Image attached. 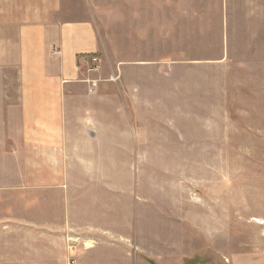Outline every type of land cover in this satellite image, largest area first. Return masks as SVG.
<instances>
[{
    "label": "rangeland",
    "instance_id": "374dc122",
    "mask_svg": "<svg viewBox=\"0 0 264 264\" xmlns=\"http://www.w3.org/2000/svg\"><path fill=\"white\" fill-rule=\"evenodd\" d=\"M57 2L93 31L74 106L104 145L43 182L2 145L0 264H264V0Z\"/></svg>",
    "mask_w": 264,
    "mask_h": 264
},
{
    "label": "crops",
    "instance_id": "0c3cea01",
    "mask_svg": "<svg viewBox=\"0 0 264 264\" xmlns=\"http://www.w3.org/2000/svg\"><path fill=\"white\" fill-rule=\"evenodd\" d=\"M57 11V0L36 3L0 0V69L12 74L17 82L16 88L12 87L13 92L0 86V151H4L2 145H22L24 159L25 154L31 152L30 148L36 150L32 153L35 155L32 162H22L21 158L18 161L21 175L23 166V172H27L31 164L41 168L43 165L57 167L47 174L44 169H36L34 182L67 180V170L60 168L71 162V156H63L65 145H104L102 133H93L84 121L79 123V111L76 112L77 108H82L80 104L85 97L79 91L85 85L79 82L83 77L78 57L91 50L93 31L87 27L85 30L84 23L60 20ZM2 75L6 76L3 72ZM93 95L91 102L100 98ZM75 103H78L77 108ZM92 246L84 243L85 248ZM88 253L71 261L74 264L99 261L96 250Z\"/></svg>",
    "mask_w": 264,
    "mask_h": 264
},
{
    "label": "built area",
    "instance_id": "2783aa9c",
    "mask_svg": "<svg viewBox=\"0 0 264 264\" xmlns=\"http://www.w3.org/2000/svg\"><path fill=\"white\" fill-rule=\"evenodd\" d=\"M96 87H97L96 82L93 81V83H92V87L89 88V91H90V92L95 91ZM72 264H74V261H72Z\"/></svg>",
    "mask_w": 264,
    "mask_h": 264
}]
</instances>
